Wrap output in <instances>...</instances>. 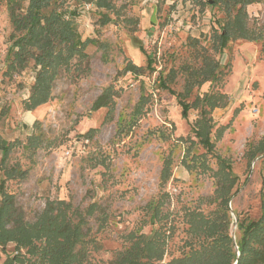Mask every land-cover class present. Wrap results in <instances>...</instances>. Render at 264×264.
Instances as JSON below:
<instances>
[{"label": "rangeland", "instance_id": "374dc122", "mask_svg": "<svg viewBox=\"0 0 264 264\" xmlns=\"http://www.w3.org/2000/svg\"><path fill=\"white\" fill-rule=\"evenodd\" d=\"M107 1L110 8L64 0V9L77 12L81 38L96 42L60 72L51 99L29 111L25 100L36 70L33 62L8 70L13 27L8 0H0V140L15 143L5 166L25 171L7 178L0 164V181L6 178L5 189L26 221L34 222L48 201L78 208L85 219L83 249L98 264H110L130 247V233L151 236L159 227L151 205L161 201V214L173 223L164 237L167 262L182 256L185 241H204L188 230V212L208 217L221 209L216 190L228 170L225 161L237 176L228 207L239 254L238 221L260 217L264 200V0L246 6L248 26L263 37L231 39L222 50L214 48L215 35L233 0ZM205 55L219 63L221 76L187 92L188 73L203 65ZM128 62L140 71H126ZM166 77L168 87L161 83ZM211 92L225 97L208 114L215 146L207 150L192 130L201 107L192 106L183 118L178 94L193 103ZM100 97L106 104L95 108ZM219 127H225L221 137ZM168 158L173 174L163 185ZM164 191L169 196L162 201ZM92 203L98 206L93 214ZM13 250L10 243L0 264Z\"/></svg>", "mask_w": 264, "mask_h": 264}, {"label": "trees", "instance_id": "16d2710c", "mask_svg": "<svg viewBox=\"0 0 264 264\" xmlns=\"http://www.w3.org/2000/svg\"><path fill=\"white\" fill-rule=\"evenodd\" d=\"M97 7H108L107 0H90ZM255 0H233L232 9L228 7V19L223 31L215 35V49H224L231 39H247L255 41L263 36L247 24L246 6ZM258 1V0H256ZM64 0H28L23 4L20 0H8L13 31L10 34V45L7 52V68L22 70L33 62L36 70L35 81L31 93L25 100L26 110L32 111L47 103L52 97L55 80L62 70L68 69L76 57L85 56L84 49L88 42L95 39L81 38L75 24L77 12L70 8L64 9ZM215 0L214 3H217ZM203 65L188 73L187 92L194 85L201 86L207 81L214 82L221 76L219 63L209 56H204ZM152 59H148V66ZM126 71L137 73L141 67L128 62ZM167 77L161 79L162 86L168 87ZM179 104L182 117L187 119L194 107H201L202 117L192 125V130L207 150H213L215 141L211 137L214 124L208 114L222 104L224 93L211 92L198 96L193 103L187 102L179 93ZM143 98V96H142ZM142 100L139 101V106ZM106 103L100 97L94 107ZM225 127L216 130L221 137ZM15 143L0 140L2 157L1 165H6L10 151ZM223 175V184L216 190L221 199V209L212 216H204L199 211L188 212V230L194 236H204V241L197 246L192 240L185 241V250L180 257L163 262L165 255V239L173 223L165 214H161V201L151 205L152 223L158 220L159 227L151 236L130 233V247L119 251L110 264H145L146 261H158L159 264H264V200L261 215L257 219H239L240 237L237 241L238 252L233 250L234 240L230 233L232 217L228 203L231 200V188L237 176L231 172V166ZM7 178L24 175L25 171L17 166L4 167ZM173 174L170 159H165L161 170V183L167 184ZM6 178L0 181V260L10 243L14 244L13 254H8L1 264H98L93 263L86 254L84 247L83 214L64 200L48 201L46 207L34 222L24 220L15 206L14 195L5 189ZM162 192V198L168 197ZM165 200L164 198L162 201ZM96 203L88 207V213H94ZM75 216L78 217L77 221ZM169 222V223H168ZM24 250V252H23ZM146 260V261H145Z\"/></svg>", "mask_w": 264, "mask_h": 264}, {"label": "bare ground", "instance_id": "6f19581e", "mask_svg": "<svg viewBox=\"0 0 264 264\" xmlns=\"http://www.w3.org/2000/svg\"><path fill=\"white\" fill-rule=\"evenodd\" d=\"M38 109V108H37ZM36 110V109H35Z\"/></svg>", "mask_w": 264, "mask_h": 264}, {"label": "water", "instance_id": "95a60500", "mask_svg": "<svg viewBox=\"0 0 264 264\" xmlns=\"http://www.w3.org/2000/svg\"><path fill=\"white\" fill-rule=\"evenodd\" d=\"M237 248H238V246H237Z\"/></svg>", "mask_w": 264, "mask_h": 264}]
</instances>
